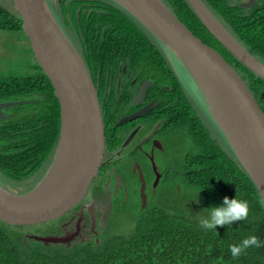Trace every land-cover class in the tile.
I'll return each instance as SVG.
<instances>
[{
    "label": "trees",
    "instance_id": "trees-1",
    "mask_svg": "<svg viewBox=\"0 0 264 264\" xmlns=\"http://www.w3.org/2000/svg\"><path fill=\"white\" fill-rule=\"evenodd\" d=\"M164 1L200 40L247 72L246 82L264 112V96L260 97L264 79L221 45L189 0ZM204 1L249 50L264 60L263 14H246L225 0ZM61 7L57 15L70 35L80 40L104 120L115 115L111 114L114 87L111 92L107 87L110 75L117 70L107 67L115 64L117 68V62L125 59L131 67L145 63V67L156 69L159 80L169 83V128L188 133L193 146L169 165V191L164 197L159 191L148 206L135 211L129 232L108 230L98 244L45 245L26 235L28 229L39 224H11L0 218V264H264V246L251 247L238 258L229 251L231 244L252 234L264 242V207L257 186L192 102L170 62L168 65L160 42L112 0H61ZM7 29L23 31L22 17L18 10L0 4V30ZM34 70L27 75L0 74V101L34 98L13 106L25 113L0 125V182L8 188L33 177L18 192L30 190L44 176L61 130V106L54 87L37 60ZM237 187L238 198L249 204L247 220L214 230L200 227V217L207 215L203 210L222 205L225 196L235 198Z\"/></svg>",
    "mask_w": 264,
    "mask_h": 264
},
{
    "label": "water",
    "instance_id": "water-1",
    "mask_svg": "<svg viewBox=\"0 0 264 264\" xmlns=\"http://www.w3.org/2000/svg\"><path fill=\"white\" fill-rule=\"evenodd\" d=\"M112 1L132 14L160 42L187 93L204 110L215 130L256 184L264 207V112L246 83V75L241 76L218 50L200 40L164 0ZM14 2L34 55L49 77L61 106L58 144L41 180L25 192L13 191L0 182V218L11 224H36L60 217L84 199L103 163L105 123L89 67L54 5L49 0ZM189 2L221 45L264 79V63L242 45L205 1ZM182 80L187 82V87ZM261 96H264V90ZM33 100L1 102L0 120L5 118L3 108ZM145 109L120 122L141 115ZM141 180L145 206L147 199L142 175ZM84 209H89V206L83 204ZM110 210L108 190L103 207V225ZM30 237L45 245L70 240L67 234H30Z\"/></svg>",
    "mask_w": 264,
    "mask_h": 264
},
{
    "label": "flooded vegetation",
    "instance_id": "flooded-vegetation-1",
    "mask_svg": "<svg viewBox=\"0 0 264 264\" xmlns=\"http://www.w3.org/2000/svg\"><path fill=\"white\" fill-rule=\"evenodd\" d=\"M225 1L246 14L256 12L264 15V0ZM54 7L61 14V0H58V5L54 3ZM209 8L213 11L211 7ZM213 13L215 14L214 11ZM68 14L67 11L66 16H69ZM221 22L240 41L234 29ZM73 39L81 52L80 40L77 37ZM242 45L249 50L245 44L242 43ZM249 51L256 56L251 50ZM221 55L241 76L246 75L245 80L248 79L247 72L227 58L226 54L221 53ZM166 58L169 65L167 55ZM257 58L264 63V60ZM116 67L115 64L107 67L111 71L117 70L110 75L108 80L110 85L107 87V92L112 91L111 86L114 87L115 99L111 103L113 105L111 114L115 115L109 121L104 120L105 134L108 132V135H106L103 163L98 173L93 178L84 199L60 217L36 223L39 224L38 226L34 224V227L26 231L29 238H31L30 234H67L70 240L66 243L47 245L74 246L89 242L98 244L108 230L113 231L111 225L115 216L127 204L136 202L138 205L136 209L139 211L154 201L159 196V191L162 197L169 191L167 188L169 187V165L174 164V161L169 160L170 154H173L169 153V149L173 144H179L169 135V132L174 130L169 128V105L172 104L169 102V83L159 80L155 76L156 69L145 67V63L131 67L129 60L125 59L117 62ZM189 97L195 104L193 98L190 95ZM6 101L9 100H2L0 103ZM145 107L141 115L120 122ZM2 112L5 118L0 120V125L9 123L25 113L14 107L3 108ZM141 175L145 180L144 192L147 199L145 206L142 199ZM108 190H110L111 210L106 224L103 225V207L107 202ZM83 204H87L89 209L83 210Z\"/></svg>",
    "mask_w": 264,
    "mask_h": 264
},
{
    "label": "rangeland",
    "instance_id": "rangeland-1",
    "mask_svg": "<svg viewBox=\"0 0 264 264\" xmlns=\"http://www.w3.org/2000/svg\"><path fill=\"white\" fill-rule=\"evenodd\" d=\"M49 2H51L52 5H54V3L58 5V0H49ZM0 4L11 10H17L14 0H0ZM36 60L31 42L26 36L24 30H0V74L27 75L35 71L34 64ZM195 105L205 120L211 124L212 128H214L212 122L204 113V110L201 109L197 103H195ZM169 135L172 136H170L171 138H175L179 143L177 145L173 144L171 149H169V153H173L172 155L170 154L169 160L170 162H173L185 153V149L193 146V141L188 133H184L182 130H179V128L170 131ZM32 178L33 177L31 176L24 181H21L19 185H17V183L14 185L9 184L8 188L18 192V189H23L24 184L27 182L29 183ZM196 202L198 201L196 200ZM137 206V203L133 202L123 207L120 213L115 216L111 225L112 229L118 230L121 228L122 231L129 232L134 225L131 221L136 217L135 211L137 210Z\"/></svg>",
    "mask_w": 264,
    "mask_h": 264
},
{
    "label": "clouds",
    "instance_id": "clouds-1",
    "mask_svg": "<svg viewBox=\"0 0 264 264\" xmlns=\"http://www.w3.org/2000/svg\"><path fill=\"white\" fill-rule=\"evenodd\" d=\"M182 83H184L186 87L188 86L186 81L182 80ZM196 98L197 100L200 99L198 96ZM238 197L239 189L237 187V195L235 198L225 196L222 205H214L205 208L203 211L206 212L207 215L200 217V227L205 230H214L217 229V226L223 227L228 225L230 227L234 222L247 220L249 216V204L246 200L239 199ZM262 246H264V242L255 234H252L245 237L238 244H231L229 246V251L233 258H238L246 252L247 249L251 247L259 248Z\"/></svg>",
    "mask_w": 264,
    "mask_h": 264
}]
</instances>
